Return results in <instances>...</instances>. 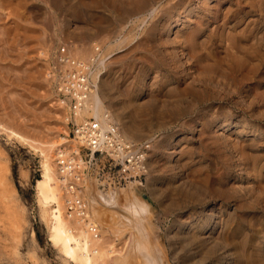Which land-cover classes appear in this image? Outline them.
I'll use <instances>...</instances> for the list:
<instances>
[{
  "label": "rangeland",
  "instance_id": "rangeland-1",
  "mask_svg": "<svg viewBox=\"0 0 264 264\" xmlns=\"http://www.w3.org/2000/svg\"><path fill=\"white\" fill-rule=\"evenodd\" d=\"M139 1L0 0V125L52 161L74 129L46 73L58 48L98 52L91 92L144 155L141 171L111 155L86 168L102 248L127 264H264V0ZM40 153L0 130V264H74L40 215Z\"/></svg>",
  "mask_w": 264,
  "mask_h": 264
},
{
  "label": "bare ground",
  "instance_id": "bare-ground-1",
  "mask_svg": "<svg viewBox=\"0 0 264 264\" xmlns=\"http://www.w3.org/2000/svg\"><path fill=\"white\" fill-rule=\"evenodd\" d=\"M57 50L55 63L61 49L58 48ZM95 50L98 51L99 48L95 47ZM66 51L70 59L79 60L80 62H85V60L89 59L88 68L90 69L89 75H91V78L87 80V75L84 76L82 83L84 86L81 90L76 88L66 92L64 86L58 85L57 88H62L63 91L68 93L69 97L73 99L74 108L69 107L71 110L70 112L66 108L69 106L67 101L69 98L64 96V99L60 100V96L57 95L59 93L57 88L54 89L56 102L58 101V105L61 107H63V104L65 106V108H63L67 112L65 121L68 122V118L72 120L76 130L80 131V128L86 131L89 130L93 137L91 142L93 141L92 143H95L97 141V143L92 144L89 141L86 142V140L80 139L77 135V131L75 134L73 132V139H70V137V140L66 137L60 139L61 143L55 146L52 154V161H50V158L45 155V151L39 148V143L35 140L18 131L4 127L2 124L0 125V130L7 133L9 137L16 138L19 142L28 145L33 151H38V153L41 152L40 154L43 156L41 179L36 181V195L40 205V215L43 218L42 221L44 220V224H46L48 228L49 240L52 245L56 247V250L59 249V251L74 264H127L126 251L122 250L123 247L114 248L115 246H109L107 249L102 248V241L105 240L103 236V228L105 227L103 213L100 209L95 208L93 211H90L86 196L84 195L85 181L83 177L86 175L87 164L84 159L85 156L81 152L84 151V149L81 148V143L84 145H86V143L90 144L92 150L103 149V152L98 151L97 154H100L103 158L109 157L113 161L114 159L109 155L116 157L118 161H120V165H126V170L135 169V167L137 171L143 170V166L139 165V163L141 159H144V155L142 154L139 156L140 151L135 149L129 152L130 147L128 141L117 133L112 123H107L106 111H103L102 107L104 106L100 98L95 90L91 92L96 86L95 82L97 83V70H100L101 64L104 61L103 59L102 62L100 61L101 54H97L98 52H96L90 54L87 58H79L74 55L73 51H69L68 49H66ZM58 67L62 66L55 64L52 69L47 71L46 75L50 80H54L57 77L56 71ZM60 94H62V92ZM72 113L73 115H71ZM84 116H90L88 117L90 119H83ZM76 138H78V140ZM115 140L118 142V147L113 146ZM112 141H114V143L109 148L108 146ZM85 152L87 151L85 150L84 153ZM97 154L95 157H98ZM127 159L128 161L125 163ZM125 169L123 171H125ZM137 189L138 185H133L131 187V190L135 193H138ZM60 190L63 193L62 195ZM103 242L105 243V241ZM156 244L154 243L151 245V248L149 247L150 251L152 249L153 253H155L154 248ZM123 251L125 253H123ZM152 256L154 257V255ZM155 257L157 258L155 261L158 262V255H155ZM159 262H161V260Z\"/></svg>",
  "mask_w": 264,
  "mask_h": 264
},
{
  "label": "built area",
  "instance_id": "built-area-1",
  "mask_svg": "<svg viewBox=\"0 0 264 264\" xmlns=\"http://www.w3.org/2000/svg\"><path fill=\"white\" fill-rule=\"evenodd\" d=\"M61 51H60V54L58 55V58H57V61L55 64H58L59 66H62V67H59L57 69V77L54 79V80H51V82H53V87L54 89H56L58 87V85H62L66 88V92L67 91H71V90H74V89H79L81 90L83 88V78L84 76L87 75V80L91 78V75H89V71L90 69L88 68V63H89V59L88 60H85V62H80L79 60H75V59H70L68 56H67V51L64 47H61L60 48ZM63 52V53H62ZM66 56V57H64ZM93 66H94V63H93ZM59 93L57 95L60 96L61 99H64V96L69 98L67 101H68V104L69 106L66 107L68 109V111L70 112V108H74V105H73V99H71L69 97V94L68 93H65L63 91V89H59L57 88ZM62 92V94H60ZM70 107V108H69ZM73 115V113L71 114ZM71 117V116H70ZM71 129H74V134L75 132L77 131V135L80 137V139H84L87 141H89L90 143L91 140H92V136H91V132H89V130H84V129H81L80 128V131L79 130H76L75 128V125L72 123L71 121ZM78 140V138H76ZM84 142V143H86ZM97 141L95 143H92V144H96ZM111 144H109V148L111 145H113L114 141L110 142ZM82 147L84 150H86L88 154H86L85 156V160H87V168H89L92 164V162L94 161V157L95 155L97 154V152H103L102 150H99V149H96V150H92V148H90V144H87L84 145L82 144ZM114 147H118V142L115 140V143L113 145ZM142 153L140 151V154L139 156H141ZM97 156H100V154H97ZM128 160L125 161V163H127ZM61 172V171H60ZM136 177H139L138 175H136Z\"/></svg>",
  "mask_w": 264,
  "mask_h": 264
}]
</instances>
